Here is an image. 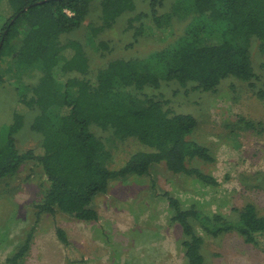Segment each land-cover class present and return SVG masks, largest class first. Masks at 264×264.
<instances>
[{
  "label": "trees",
  "instance_id": "trees-1",
  "mask_svg": "<svg viewBox=\"0 0 264 264\" xmlns=\"http://www.w3.org/2000/svg\"><path fill=\"white\" fill-rule=\"evenodd\" d=\"M165 1L149 0V11L129 18L128 28L134 29V42L144 25L152 29L153 37L159 33L156 40L161 41L162 33L173 37L174 22L188 21L172 44L146 58L114 59L93 72L79 42H62L63 36L78 31L86 21L93 0H0V66L4 68L0 82L5 74L29 80L13 109L12 122L0 128V180L14 177L28 162L39 163L49 186L36 215L58 211L96 222L92 203L107 193L111 181L148 176L157 164H164L172 174L216 184L194 166L188 167L197 160L213 162L208 149L192 139L197 120L166 108L168 102L161 97L149 96L148 89H157L162 82L216 93L223 80L235 78L246 83L264 105V86L257 85L260 78L249 51L254 39L264 52V0H173L170 12L159 13ZM99 9L101 26L91 29L94 34L133 13L135 4L101 0ZM4 14L8 18L3 21ZM55 72L65 79L62 92ZM34 77L36 81H30ZM51 109H57V115H51ZM245 125L256 130L251 122ZM92 128L111 130L113 142L131 139L144 149L132 154L119 170H110L111 154ZM23 129L42 138L37 151H18L15 135ZM168 204L174 213L171 221L184 236L187 264H204L202 240L192 220L213 236L235 231L246 243L264 233V218L251 204L238 212L234 223L219 216L209 218L195 208L182 211L171 198ZM32 235V231L26 235L11 264H18L28 253ZM56 236L69 252L65 233L58 229ZM72 257L69 252L68 259L75 261Z\"/></svg>",
  "mask_w": 264,
  "mask_h": 264
},
{
  "label": "rangeland",
  "instance_id": "rangeland-1",
  "mask_svg": "<svg viewBox=\"0 0 264 264\" xmlns=\"http://www.w3.org/2000/svg\"><path fill=\"white\" fill-rule=\"evenodd\" d=\"M148 1L133 0V13L122 15L111 29L94 34L91 29L101 26V0H93L86 21L78 31L63 36L62 42H79L93 72L114 59L146 58L172 44L188 22H174L173 37L162 33L158 39L161 41L156 40L159 33L154 38L152 29L144 25L142 35L134 42V29L128 28V19L139 12L147 13ZM172 1H165L159 13L170 12ZM2 16L3 21L8 18ZM259 46V41L252 39L249 51L254 73L260 78L257 85L263 87L264 52ZM3 71L2 64L0 73ZM55 78L62 92L65 79L56 72ZM28 81L10 74L2 78L0 128L12 122L13 109ZM148 94L167 101L166 108L173 112L190 114L197 120L192 139L208 149L213 162L197 160L188 167L194 166L216 184L172 174L164 164L152 165L148 176L111 181L107 193L92 203L98 220L84 222L58 211L36 215L49 182L39 163L28 162L14 177L0 180V264H11L30 231L33 235L28 253L18 264H187L182 248L184 236L171 221L174 213L168 198L177 200L182 211L195 208L204 216H219L226 222H236L238 212L249 204L264 218V105L247 84L228 78L216 93H204L175 82H162L159 88L148 89ZM57 113V109L50 111L53 116ZM247 122L253 123L256 130L249 129ZM92 131L111 154L107 162L110 170H119L132 154L144 149L131 139L113 142L111 130ZM15 138L19 152L37 151L42 140L27 129ZM191 226L202 240L204 264H264V233L257 235L253 243H246L235 231L213 236L195 220ZM58 229L65 233L70 245L67 250L75 261L68 259L69 252L56 236Z\"/></svg>",
  "mask_w": 264,
  "mask_h": 264
}]
</instances>
